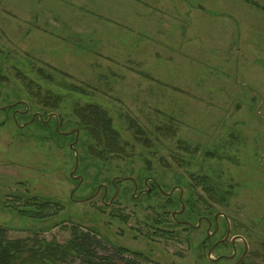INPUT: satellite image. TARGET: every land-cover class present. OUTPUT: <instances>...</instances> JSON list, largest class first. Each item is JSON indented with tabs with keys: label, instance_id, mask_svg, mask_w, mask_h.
<instances>
[{
	"label": "rangeland",
	"instance_id": "rangeland-1",
	"mask_svg": "<svg viewBox=\"0 0 264 264\" xmlns=\"http://www.w3.org/2000/svg\"><path fill=\"white\" fill-rule=\"evenodd\" d=\"M0 68L1 107L23 101L29 112L39 111L33 94L49 89L61 97L50 114L75 120L76 104L96 102L129 143L128 157L101 165L83 160L82 146L75 147L80 132L74 151L70 135L55 137L31 119L25 125L26 117L17 119L22 127L15 118L3 124L1 111L0 223L10 237L32 236L31 225H40L1 204L14 202L13 194L39 195L57 202L51 206L61 208L57 221L66 220L40 232L47 240L64 243L79 226L109 240L98 250L104 255L124 246L150 258L137 259L142 264H234L211 261L231 248L208 256L199 247L204 222L186 230L163 210L167 197L181 190L186 197L188 181L228 218L230 237L240 236L236 255L245 243L247 262L264 264V0H0ZM129 118L152 146L136 141ZM76 154L74 173L85 179L74 188ZM143 158L151 160L146 170ZM146 171L169 194L132 198L123 180L121 195L107 204L111 179H139ZM190 174L207 175L215 198Z\"/></svg>",
	"mask_w": 264,
	"mask_h": 264
},
{
	"label": "trees",
	"instance_id": "trees-1",
	"mask_svg": "<svg viewBox=\"0 0 264 264\" xmlns=\"http://www.w3.org/2000/svg\"><path fill=\"white\" fill-rule=\"evenodd\" d=\"M38 73L41 76L50 77L49 74L42 75L44 71L40 68ZM4 77L0 68V86ZM30 86V91L33 89V81L27 82ZM39 87V86H38ZM75 90L85 92L81 87L72 86ZM40 90L36 91L33 95L39 100V111L42 116V120L47 119L51 111L50 109H57L61 97L55 93H52L49 89L45 93L40 95ZM9 104V103H8ZM25 106L19 102L16 106L5 107L1 111L4 112V124L8 120L14 121L13 110L16 107ZM30 110V109H29ZM0 111V112H1ZM75 120L67 117L57 116L51 120L44 122L40 118L36 117L33 123H36L40 128H44L49 131L55 137H62L61 131L66 128L78 125L80 127V133L78 144L75 146H82V158L83 160L91 159L101 165H108L112 161V158L122 159L128 157L127 146L128 142L123 141L120 133L113 126V119L109 115L108 111L99 103L86 102L85 104H76L73 109ZM32 113L24 114L22 117L29 119ZM19 120V116L17 118ZM24 120V119H23ZM58 121V127H56ZM67 122V125L64 124ZM129 126L134 129V137L136 141L146 147L152 146V141L148 132L141 127L136 120L129 118ZM1 124V123H0ZM64 136V135H63ZM42 137L49 138V135H42ZM71 139L74 140V134ZM185 148H188L185 146ZM74 149V148H73ZM212 154L211 152H206ZM80 154L78 153V157ZM144 169H148L151 160L143 158ZM89 165V163H87ZM192 180L195 181V185L202 184L205 192L209 197L215 198L216 186L209 183V177L207 175L190 174ZM189 186V192L187 193L184 201L186 203L185 211L186 215H190L191 212H196L197 216L200 215H213L216 211L209 201L202 195L196 196L194 188L190 182H186ZM129 190V189H128ZM94 191V189H92ZM158 193V192H157ZM153 193L149 194L148 199ZM159 194V193H158ZM15 199L14 202L1 204L2 209L11 211L17 214L20 218L27 221H32L40 226L29 228L33 233L32 236L12 238L8 235V226L0 223V264H142L137 259L142 258L143 260L149 261L150 258L143 252L138 250H131L128 247L117 246L115 255H104L99 253V249H105L104 243H110L106 237L100 235V233L90 228L88 231H82L79 226H72L71 237L64 243L57 241L56 239L47 240L40 232L51 227H56L59 223H63L66 220L57 221L61 218V208H51L54 202L50 199H44L39 195L29 196L28 194L22 195L13 194ZM222 199V198H221ZM223 200V199H222ZM21 203V204H19ZM163 210L174 209L179 206V200L177 197L169 196L166 198ZM201 204H205L203 208ZM48 209H51V211ZM171 215V213H170ZM113 216H115L113 214ZM117 216V215H116ZM121 219L122 216H118ZM171 219L175 222L174 218ZM162 219H154V222H161ZM37 227V228H36ZM208 240L201 241L199 247H208ZM127 254H132L133 257H125ZM240 264H250L245 258Z\"/></svg>",
	"mask_w": 264,
	"mask_h": 264
},
{
	"label": "flooded vegetation",
	"instance_id": "flooded-vegetation-1",
	"mask_svg": "<svg viewBox=\"0 0 264 264\" xmlns=\"http://www.w3.org/2000/svg\"><path fill=\"white\" fill-rule=\"evenodd\" d=\"M21 103L23 105H25V103L23 101H21ZM5 107H11V106H9V105L6 104ZM0 108H1V106H0ZM2 109L3 108H1L0 111ZM22 109L23 108L16 107L13 110V113L12 114L13 115L15 114L14 115V118L16 119V124H18L17 123L18 116L19 117H22V116H24V114L26 115L30 111L29 110V106H25V108L23 110ZM31 113H32V115H31V117L29 119H32L33 118V121H34V119L36 117H38V118H40L42 120V116L38 112H31ZM52 118H56V120L58 119L53 114H49L48 117H47V119L42 120V121L47 122V121L51 120ZM29 119L23 120L22 123L25 124V122L28 121ZM32 122H30V123H32ZM23 124H20V125L18 124V126H21L22 127V126H24ZM64 124L67 125V122H64ZM25 125H27V124H25ZM56 127H58V121H57ZM63 131L64 132L61 131V133L64 136L65 135H70L71 136L72 134H74V140H75L76 133L77 132H78V135H79L80 127L77 126V125H73V126H70V127L66 128ZM74 140L72 141V143L74 142ZM71 148H74V147H71ZM74 151H75V149H74ZM146 172L147 173L145 175H143L142 177H139V179L137 177H132V176H127V177H124V178H121L119 176H116V177H114V182H112V179H111L110 180V186L114 189V192L112 193V196L109 197V203H107V204L110 205L111 202H113L114 195H117L118 194V197L121 195V187H120V184L119 183H121V181H123V180L130 181L131 186L128 185L126 187H127V189H130V191H131L130 197H132V198L141 197V196H145V195H148L149 196V194H151V192H153L154 190H156V191H154L155 193L153 194V196H155V197H156V195L158 193L159 194H165L166 192H164L160 188L159 184L154 180V178H151L149 176V172L148 171H146ZM74 177H71V178L73 179V181H75L74 188H77V187L81 186L80 183L83 182V180L85 179V176L82 173L77 172L76 174L74 173ZM80 177H81V180H80ZM150 180H151V182H149ZM99 184L102 186V183H98L96 186L98 187ZM135 184H136V190H134V185ZM101 186L98 189H97V187H95L94 188V191H92V190L90 191V195L89 196H87V197L86 196H83L80 199H77V201H84V200L88 199V197L93 196L94 194H97V192L99 191V189L101 188ZM117 186L120 187V190H119V188ZM117 189H118V191H117ZM122 192H125V191H122ZM135 192H137V193H135ZM179 193L180 194L178 195V200H179L180 207L177 206L176 208L172 209V211L170 212L171 213V216L175 220V223L177 225H182L183 228L186 229V230H196V229H198L201 226V223L204 222L205 223V228H204L205 237L203 238V240H205V239L208 240V244H209V246L207 247L208 248L207 249V255L208 256H209L208 250L214 244H216V243L217 244L213 248L212 252L214 250H219L221 247H228V248H231L232 249V253L231 254H228V255L218 254L217 257L211 258L212 263H214L216 261H219V260H224V259H235L234 260V264L236 262H238V260L240 259L241 255H242V253H243V251L245 249V245L246 244L244 243V247L242 249V252L239 255H236V247H235L236 244H235V242L238 239V237H240V236L233 235L232 237H230V226H229L228 218L224 215V213L223 212H215L211 216L206 215V214L197 216L196 215V212H191V214L188 215V216L186 214L184 215V212L186 211V203H185L184 199H182V190ZM105 195H106V192H105V186H104L103 187L102 197H105ZM175 209H178V210H175ZM172 213H174V214H172ZM221 216L224 219L222 221V224L219 222V218ZM228 229H229V236H228L227 239L224 240ZM234 236H237V237H236L235 241L232 243V238ZM212 252H211V255H212ZM231 255H233L232 258H226V257H224V256H231ZM244 259H245V255L238 262V264H240Z\"/></svg>",
	"mask_w": 264,
	"mask_h": 264
},
{
	"label": "water",
	"instance_id": "water-1",
	"mask_svg": "<svg viewBox=\"0 0 264 264\" xmlns=\"http://www.w3.org/2000/svg\"><path fill=\"white\" fill-rule=\"evenodd\" d=\"M14 105H15V104H11V105H9V106H14ZM4 107H5V106H4ZM4 107H1V108H4ZM1 108H0V109H1ZM14 115H15V114H14ZM32 121H33V118L31 119L30 122H32ZM15 122H16V119H15ZM77 138H78V132L76 133V138H75L74 142L70 144V147H73V144L76 143ZM75 159H76V163H75L74 168H73L72 171L70 172V177H74V172L76 171L77 166H78V157H77V154L75 155ZM75 177H76V176H75ZM75 177H74V178H75ZM80 180H81V177H80ZM112 182H114V179L112 180ZM134 190H136V184L134 185ZM73 191H74V190H72V192H71V194H70V197H71ZM117 191H118V189H117ZM115 194H116V193H115ZM165 194H168V193H165ZM183 205H184V204H183ZM172 214H174V213H172ZM228 236H229V229L227 230V233H226V236H225L224 240L227 239ZM236 237H237V236H234V237L232 238V243L235 241ZM216 244H217V243H216ZM216 244H214V245L208 250V254H209V256L211 255V252H212L213 248L216 246ZM246 251H247V245H245V249H244V251H243V253H242L240 259L238 260V262L244 257ZM222 257H223V256H222ZM224 257H226V258H232L233 255H231V256H224ZM238 262H236L235 264H238Z\"/></svg>",
	"mask_w": 264,
	"mask_h": 264
}]
</instances>
